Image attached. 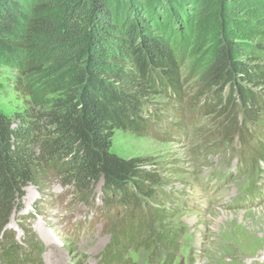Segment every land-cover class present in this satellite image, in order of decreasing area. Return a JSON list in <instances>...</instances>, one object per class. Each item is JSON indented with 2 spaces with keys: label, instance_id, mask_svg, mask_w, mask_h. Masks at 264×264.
Masks as SVG:
<instances>
[{
  "label": "trees",
  "instance_id": "trees-1",
  "mask_svg": "<svg viewBox=\"0 0 264 264\" xmlns=\"http://www.w3.org/2000/svg\"><path fill=\"white\" fill-rule=\"evenodd\" d=\"M194 2L0 0V64L35 73L49 69L63 78L48 109L29 90L24 96L32 99L19 125L0 113V232L24 189L51 174L87 197L102 182L108 203L132 205L140 220L143 200L152 220H160L149 202L157 201L161 173L149 170L147 159L113 153V138L116 131L151 134L165 120L168 105L160 100L186 98L181 66L187 32L216 34L200 96L187 102L202 93L212 97L211 110L225 116L231 134L239 112L246 121L264 115V92L258 90L264 86V46L248 53L230 39L226 26L235 10L229 0H197L198 16L190 14ZM4 256L7 264L30 262L16 247Z\"/></svg>",
  "mask_w": 264,
  "mask_h": 264
},
{
  "label": "rangeland",
  "instance_id": "rangeland-1",
  "mask_svg": "<svg viewBox=\"0 0 264 264\" xmlns=\"http://www.w3.org/2000/svg\"><path fill=\"white\" fill-rule=\"evenodd\" d=\"M196 2L192 16L199 14ZM229 4L235 10L226 26L230 39L248 53L264 46V0ZM215 36L184 34L187 96L182 103L160 100L168 105L164 122L146 136L116 131L113 138V153L147 159V168L161 173L157 201L149 202L160 220H152L143 200L140 220L132 205L108 203L102 182L87 197L55 174L40 177L24 189L0 232V264H7L5 252L13 247L28 264H264V115L246 121L239 112L231 134L225 116L211 110L212 97L202 93L187 102L202 90ZM27 69L0 64V113L15 126L32 99L24 96L29 90L44 109L60 95V72Z\"/></svg>",
  "mask_w": 264,
  "mask_h": 264
}]
</instances>
